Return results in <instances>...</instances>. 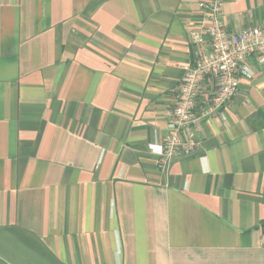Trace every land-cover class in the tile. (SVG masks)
<instances>
[{"label":"crops","instance_id":"obj_1","mask_svg":"<svg viewBox=\"0 0 264 264\" xmlns=\"http://www.w3.org/2000/svg\"><path fill=\"white\" fill-rule=\"evenodd\" d=\"M198 0H0V264H264V69L157 168ZM228 32L264 0H224ZM202 112L207 114L200 116Z\"/></svg>","mask_w":264,"mask_h":264},{"label":"built area","instance_id":"obj_2","mask_svg":"<svg viewBox=\"0 0 264 264\" xmlns=\"http://www.w3.org/2000/svg\"><path fill=\"white\" fill-rule=\"evenodd\" d=\"M224 0H198L202 17L199 32L193 34L196 43L208 41V52H202L178 85L175 107L168 116L164 138L147 146L157 158V168L167 174L175 158L187 157L195 149V128L199 121L196 103L200 88L207 78L214 82V92L208 103V112L220 111L236 96L242 79H251L254 71L251 59L264 69V29L245 28L228 32L222 20ZM202 112L200 116L206 115Z\"/></svg>","mask_w":264,"mask_h":264},{"label":"trees","instance_id":"obj_3","mask_svg":"<svg viewBox=\"0 0 264 264\" xmlns=\"http://www.w3.org/2000/svg\"><path fill=\"white\" fill-rule=\"evenodd\" d=\"M263 227H264V224H263Z\"/></svg>","mask_w":264,"mask_h":264}]
</instances>
